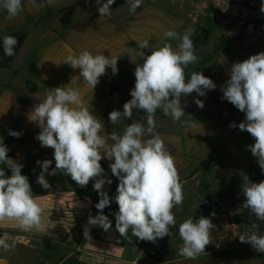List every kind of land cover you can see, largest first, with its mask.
Wrapping results in <instances>:
<instances>
[{
	"label": "clouds",
	"instance_id": "9594fccd",
	"mask_svg": "<svg viewBox=\"0 0 264 264\" xmlns=\"http://www.w3.org/2000/svg\"><path fill=\"white\" fill-rule=\"evenodd\" d=\"M95 2L99 5L96 11L104 16L110 14L115 0ZM126 2L130 5L129 11L134 13L142 0ZM30 3L39 6L38 0H30ZM47 3L52 5L53 0H47ZM0 6L6 9L9 19L15 18L23 10L21 0H0ZM260 11L264 13V3ZM191 34L192 29L182 35L169 30L165 37L178 40V50L165 43L158 49H151L148 55L144 51L138 53L143 63L135 67L131 99L123 104V111L113 110L108 117L111 124H116L122 119H131L134 110L143 112L141 119L125 127L123 135L115 132L101 135L105 126L89 111L79 89L64 86L50 88L46 98L34 105L29 120L40 128L36 139L41 147L54 150L55 161L51 172L52 160L36 162L41 167L36 182L48 189L50 185L45 173L70 176L80 187L94 181L93 190L100 197L95 204L98 213L88 217L84 228L86 238L90 237L89 226H98L105 232L112 228V221L103 212L111 203L103 187L105 183H112L110 179L103 178L104 169L100 163L103 159L113 161L109 166L119 180L114 198L118 212L114 215L115 228L120 236L127 237L129 230L132 236L141 241L155 242L157 238L171 236V229L176 226L172 210L183 204V184L174 157L165 149L161 137L154 134L155 113L159 109L165 116L170 115L173 120L179 121L185 114L182 96L193 92L205 96L207 91L216 88L213 80L202 72H193L188 76L190 79H186L184 69L197 61ZM17 44L15 36L5 35L2 39L3 57L14 56ZM139 48L150 49L149 41L141 42ZM117 62L118 58L110 59L104 54L93 55L83 51L78 56L69 55L65 63L79 69L78 76L95 88L108 68H111L113 75L117 74ZM229 76L221 86V99L244 113V119L238 125L231 123L230 127H238L254 139V143L246 147L264 173V52L233 63ZM195 103L200 108L204 107L200 99H196ZM9 135L19 138L22 132L9 130ZM101 149H104L103 153ZM8 152L7 145L0 141V164H7L11 169V175L6 176L0 168V221L16 220L22 230L39 229L43 210L33 196L28 177L22 175L23 164L9 158ZM239 174L243 180L241 190L245 198L241 209L247 210L249 216H255L250 232L239 235V241L264 253V232L256 222H264V180L251 182L245 173ZM213 226L211 219L204 216L195 221L191 217L184 220L179 225V235L183 241L179 254L187 259H195L204 253L211 243L210 230ZM0 247L8 250L14 247V242L9 244L5 239H0Z\"/></svg>",
	"mask_w": 264,
	"mask_h": 264
},
{
	"label": "crops",
	"instance_id": "0c3cea01",
	"mask_svg": "<svg viewBox=\"0 0 264 264\" xmlns=\"http://www.w3.org/2000/svg\"><path fill=\"white\" fill-rule=\"evenodd\" d=\"M69 1L53 0L49 5L47 0H38L37 7L30 0H21L23 10L13 19H9L6 9L0 6V39L25 32L18 53L13 58L0 59V141L7 145L9 158L23 167L36 166L38 160L54 162V150L41 147L36 139L40 128L29 120L34 105L46 98L50 88L79 89L89 111L105 126L101 135L111 132L123 135L124 131L114 130L108 120L113 83L143 62L138 55L140 51L148 55L151 49L173 42L174 39L165 37L167 31L173 30L181 35L184 32L185 20L181 15L154 3L141 6L122 19L110 9L108 15L100 16L96 12L79 24L64 27V17L58 14ZM144 40L149 41L150 49L139 48ZM0 47L3 48L2 42ZM83 51L118 58L117 74L113 75L108 68L99 78L98 85L91 87L78 76L79 69L65 63L69 55L78 56ZM230 124L220 118H208L186 123L178 133L154 131L174 157L182 184L185 174L203 154L225 151L233 159L246 154L239 129L230 127ZM9 130L22 132V135L13 137ZM101 162L109 166L113 161L103 159ZM68 183L67 186H53L51 183L48 189L38 185L32 190L43 210L42 223L39 229L26 232L32 237L40 235L41 231L54 233L62 228L63 239L58 242L70 251L56 255V241L50 239L44 243L31 241L23 245L19 241L7 240L9 244L14 242V247L0 251V264H264V253L239 241V235L249 233L251 226L236 221L219 205L200 214L211 219L214 226L210 230L211 243L195 259H187L178 251L156 255L153 251L131 247L125 244L113 223L107 232L98 226H89L90 237L86 238L84 228L88 217L98 213L95 204L100 197L92 184L91 188L84 189L75 182ZM58 215H63L62 222L60 217L57 219ZM258 224L264 232V222ZM0 230L19 232L22 229L18 221L5 219L0 221ZM26 252L36 255L28 256ZM42 253L45 255L41 257Z\"/></svg>",
	"mask_w": 264,
	"mask_h": 264
},
{
	"label": "rangeland",
	"instance_id": "374dc122",
	"mask_svg": "<svg viewBox=\"0 0 264 264\" xmlns=\"http://www.w3.org/2000/svg\"><path fill=\"white\" fill-rule=\"evenodd\" d=\"M149 3L158 4L181 15L185 20L184 32L192 29L191 36L197 27L204 28V31L200 32L203 41L194 50L197 61L189 64L184 71L186 79H190L188 76L198 71L211 78L216 84V88L207 91L205 96H198L195 92L188 96H182L181 104L184 106L185 114L179 121L173 120L170 115L165 116L158 109L155 113L156 127L154 131L178 133L179 129L186 123L208 118H220L231 123L235 122L238 125L244 119V113H241L227 100L221 99L223 96L221 86L230 78V68L233 63L243 61L253 54L264 52V13L260 11L264 0H142L141 6ZM129 6L126 0H115L111 9L117 17L122 19L133 13L129 11ZM98 7L99 5L95 0H87V2L86 0H70L58 16L64 17L62 22L64 27L76 25L95 14ZM178 43V40H173L170 44L174 50H178ZM134 70L135 68L129 70L113 83L110 112L113 110L123 111V104L131 99L130 90L135 84ZM196 99L203 101V108L197 106ZM143 115L142 111L134 110L131 119H122L116 124H111L110 121L109 123L114 130L121 132L128 124L141 119ZM239 132L244 141V146L254 143V139L248 132L240 130ZM204 161L208 163L209 170L201 165ZM240 172L245 173L251 182L258 183L264 180V173L261 172L255 157L252 156L247 147L246 154L242 158L235 159L234 157L233 159L225 151L201 155L196 164L185 174L184 200L182 206H177L172 210L175 213L176 226L171 229V236H165L162 239L157 238L155 242L141 241L132 236L131 230H129V235L123 237L125 244L148 252L153 251L156 255L175 254L183 244L179 235V225L189 217L193 218L194 221L198 220L201 216L200 212L214 205L225 208L236 221L245 222L251 226V221L255 220V216H249L247 210L241 209L245 198L241 190L243 180ZM37 177H28L32 190L40 185L36 182ZM45 177L49 185L53 184V186L61 184L67 186L69 185L68 182L72 181L70 176L62 173L45 175ZM103 178L110 179L105 173H103ZM91 184L93 185L94 181H90L86 187L82 188L89 189ZM103 190L108 192L111 200L110 206L103 211L115 226L114 214L118 212V205L114 198L117 194L113 193L112 185L110 187L108 183H105ZM58 217L61 219L63 215H58L57 219ZM60 221L62 222L63 219ZM0 239L19 241V244L22 245L31 241L44 243L46 239H50L56 241V255H64L70 251L58 242L63 239L62 228L54 233L41 231L40 235L32 237L26 230H19V232L0 230ZM2 249L0 247V251ZM127 252H130L129 247H127ZM27 253L28 256L32 257L36 255V253ZM44 255L42 253L41 257Z\"/></svg>",
	"mask_w": 264,
	"mask_h": 264
},
{
	"label": "trees",
	"instance_id": "16d2710c",
	"mask_svg": "<svg viewBox=\"0 0 264 264\" xmlns=\"http://www.w3.org/2000/svg\"><path fill=\"white\" fill-rule=\"evenodd\" d=\"M201 31H204V28L197 27L195 29L194 34L190 37L193 40L194 50H196L201 45V43L203 41V37L200 36V35H202L200 33ZM24 33L25 32H23V31L22 32H17L15 34H12V36H15V35L19 34L24 39ZM2 39L3 38L0 39V42H2ZM100 163H101L102 168L104 169V173L107 174V176L112 181V186H113L112 187V191H113V193L117 194V187H118V184H119L118 178L112 174L111 169L109 168V166H107V164H105L103 162H100ZM201 165L203 167H205L206 170H209V165H208L207 162L204 161V162H202ZM54 167H55V161L52 162V165L49 168V172H51ZM0 168H2L5 171V175H7V176L11 175V169L8 168L6 166V164H0ZM21 172H22V175H26L27 177L38 176L40 174V172H41V167H40V165L39 166H33V167L24 166L22 168ZM45 175H48V174L45 173Z\"/></svg>",
	"mask_w": 264,
	"mask_h": 264
},
{
	"label": "water",
	"instance_id": "95a60500",
	"mask_svg": "<svg viewBox=\"0 0 264 264\" xmlns=\"http://www.w3.org/2000/svg\"><path fill=\"white\" fill-rule=\"evenodd\" d=\"M15 37L17 38L18 40V44L16 45V48H15V55L18 53V51L20 50L22 44H23V37L19 34L15 35ZM14 55V56H15ZM14 56L10 57V58H13ZM1 63V62H0ZM202 213V212H200Z\"/></svg>",
	"mask_w": 264,
	"mask_h": 264
},
{
	"label": "flooded vegetation",
	"instance_id": "af4514ba",
	"mask_svg": "<svg viewBox=\"0 0 264 264\" xmlns=\"http://www.w3.org/2000/svg\"><path fill=\"white\" fill-rule=\"evenodd\" d=\"M0 57H2L0 59L7 58V57H3V48H1V47H0Z\"/></svg>",
	"mask_w": 264,
	"mask_h": 264
},
{
	"label": "built area",
	"instance_id": "2783aa9c",
	"mask_svg": "<svg viewBox=\"0 0 264 264\" xmlns=\"http://www.w3.org/2000/svg\"><path fill=\"white\" fill-rule=\"evenodd\" d=\"M152 254H154V253L152 252Z\"/></svg>",
	"mask_w": 264,
	"mask_h": 264
}]
</instances>
